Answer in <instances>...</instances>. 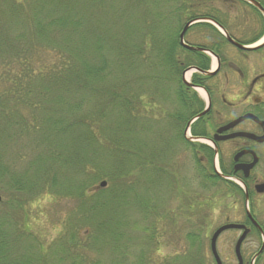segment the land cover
Masks as SVG:
<instances>
[{
    "label": "trees",
    "instance_id": "obj_1",
    "mask_svg": "<svg viewBox=\"0 0 264 264\" xmlns=\"http://www.w3.org/2000/svg\"><path fill=\"white\" fill-rule=\"evenodd\" d=\"M109 1L0 0V83L9 86L0 91V189L12 196L0 204V264H85L77 253L89 243L97 254L93 264H103V253L111 264H145L144 250L131 261V214L137 208L146 221L154 212L149 197L168 181L163 161L155 164L164 157L148 154L132 139L136 121L166 123L168 139H177L172 150L184 145L195 156L202 188L230 193L245 204V192L216 174L215 152L184 140L197 106L182 107V82L167 75L186 22L203 16L225 25L211 6L214 0H178L171 11L161 6L164 0H152L157 6L147 39L126 36L124 46L99 30L98 10ZM40 54L57 61L39 62ZM30 135L31 156L21 166L11 160V148ZM221 171L248 185L232 165ZM102 182L106 189L99 187ZM40 195L72 198L76 205L66 238L47 251L19 218ZM248 195L251 205L254 193ZM81 233L89 238L85 247H79ZM186 241L182 264H204L197 256L200 233L190 232Z\"/></svg>",
    "mask_w": 264,
    "mask_h": 264
},
{
    "label": "rangeland",
    "instance_id": "obj_2",
    "mask_svg": "<svg viewBox=\"0 0 264 264\" xmlns=\"http://www.w3.org/2000/svg\"><path fill=\"white\" fill-rule=\"evenodd\" d=\"M257 1L264 5V0ZM177 3L178 0H164L161 6L165 10L171 11ZM153 6H157L156 1L110 0L107 9L100 8L98 10L99 30L105 31L110 37L114 36L119 45L124 46L128 41L126 36L131 39L134 34V37L139 38L150 27L149 20L156 11ZM211 6L220 12L219 19L237 39L244 41L255 37L259 38L264 33V21L252 8L240 1L214 0ZM143 39H147L145 34ZM201 42L206 43L207 40L201 39ZM141 51L143 50L141 49ZM39 57L40 59L37 61L47 64L57 61L55 55L40 54ZM236 58L238 59V54ZM238 63L247 72L251 70L257 73L264 71V48L260 53L250 54L246 60L238 61ZM122 73L125 76L130 75V71L127 70ZM248 80L245 79L242 82L238 76L231 79L232 90L229 94L231 93V99L236 106L228 111L223 108V119L226 116L229 119H234L245 113L246 106L242 105L240 95ZM221 83L224 84L223 79H221ZM5 89H9V86L0 83V91ZM141 113H146L143 106ZM114 121H116V116H111V123ZM167 128L166 123L156 125L149 121H136L135 132L133 131L132 139L137 142L138 148L148 154H158V156L164 157L160 158L159 162L156 161L155 164L158 166L163 161L160 166L164 168L166 174L163 178L166 177L168 182H162L152 197H149L150 206L154 212L146 221L137 208L132 211L131 220L136 226L132 228L133 233L128 236V239L133 243V260L131 259V261L134 262L140 251L144 250L147 252V254L143 253L145 264H171L177 260V264H182L181 260L189 251L187 235L190 232H199L203 244L201 252L197 256L204 264H215L210 248L211 237L221 226L233 223L245 225L251 230L242 246L241 253L244 264H264V255L259 262H254L255 256L262 247L263 238L252 229L251 225L247 224L243 201L230 193L227 195L219 192V189L216 188L203 189L195 156L184 145L177 146L172 150L173 142L177 139H168L171 134L168 136ZM32 140L33 136L30 135V137L23 138L18 145L13 146L11 160H16L21 166L25 164L31 156ZM197 145L212 147L210 143L206 142L197 143ZM240 147L242 146L237 143H229L220 147V154L214 158L217 171L222 173V166L232 165L233 157ZM255 152L260 157V164L254 170L252 179L246 188L248 192L254 193L249 207L253 211L255 220L264 231V195L255 193V185L264 183V146L256 147ZM226 180L233 182L243 190V186L237 178L226 177ZM3 191L0 189L2 203L9 204L12 196ZM75 210L76 205L72 198L40 195L24 206L23 215L21 217L19 215V218H22L26 225L25 228L47 251L50 245L58 244L66 238L64 236L66 222ZM144 227L148 230L143 231ZM136 228L137 230H135ZM240 236L241 232L229 231L219 238L217 251L223 264H238L235 246ZM88 239L82 233L78 235L79 247H85L89 243ZM89 244L83 251L77 253L84 258L85 264H93L97 260V254L89 248ZM109 258V254L103 253L100 260L103 264H111Z\"/></svg>",
    "mask_w": 264,
    "mask_h": 264
},
{
    "label": "flooded vegetation",
    "instance_id": "obj_3",
    "mask_svg": "<svg viewBox=\"0 0 264 264\" xmlns=\"http://www.w3.org/2000/svg\"><path fill=\"white\" fill-rule=\"evenodd\" d=\"M255 1L264 8L262 2ZM240 2L243 3L242 1ZM243 4L252 8L258 16L259 14L262 16L255 7L245 2ZM201 19L210 18L196 16L192 21L186 22L182 26L181 33L179 34V44L177 49H175L176 52L174 56L169 59L172 66L167 71L169 77L179 78L182 82L180 87V95L184 97V106L182 107H185V105L197 106L189 122L184 126L183 138L193 146H198L197 143H202L199 140H205L207 141L206 143L210 142L216 146L218 155L220 154V147L229 143H237L242 146L234 157L243 150L255 151L256 147L264 146V144L259 145L244 138L223 140V138L235 133H251L261 136L262 129L254 122L247 120L230 131L221 134H219L218 131L233 121L249 114L264 121V71L257 73L251 70L247 72V70L241 68L238 63V61L246 60L250 54L260 53L262 49L256 51H242L230 44L219 29L211 23L198 22L190 24L195 20ZM188 25L190 26L184 36L183 42L186 46L184 47L181 44L180 36L184 28ZM220 26L240 45L251 46L257 42L253 43L258 39L256 37L244 41L239 40L229 31L226 25ZM201 39H206L207 42L202 43ZM187 47L192 49H188ZM237 54L238 59L236 58ZM250 75L252 76L250 77ZM236 76L240 77L242 82L245 79L250 80L244 84L245 88H243L240 95L242 105L246 106V110L243 115L237 118L229 119L226 116V118L223 119V108H226L228 111L236 106L235 102L231 99V93L229 94L232 90L231 79H234ZM221 79L224 80V84L221 83ZM199 91L203 92V96ZM186 94L191 97L186 99ZM166 106H172V104L170 103ZM203 113L205 114L200 117ZM213 150L215 152V149ZM234 157L232 160V171L235 175H241L243 178L241 172L235 173L234 171L236 165L234 163ZM251 161L250 156H245L239 163L248 164ZM253 172L251 173V177L246 180V183L251 181Z\"/></svg>",
    "mask_w": 264,
    "mask_h": 264
},
{
    "label": "water",
    "instance_id": "obj_4",
    "mask_svg": "<svg viewBox=\"0 0 264 264\" xmlns=\"http://www.w3.org/2000/svg\"><path fill=\"white\" fill-rule=\"evenodd\" d=\"M239 1L245 2V3L255 7L264 17V8L259 3H257L255 0H239ZM198 22L211 23L212 25H214L216 28H218L220 30L221 34L227 39V41L230 44H232L233 46H235L236 48H238L242 51H256V50L262 49L264 47V38L261 39L254 46H243V45L236 43L217 22L210 20V19H202V20H196L192 23H198ZM192 23H190V24H192ZM189 26L190 25H188L187 27L184 28V30L180 36L181 44L184 47H186L184 45V42H183L184 36H185V33L187 32ZM187 48L192 49L189 47H187ZM185 83L188 84L187 82H185ZM204 114L205 113H203L200 117H202ZM247 120H250V121L254 122L255 124H257L258 126L261 127V129H262V135L261 136H257L255 134H251V133H235V134H232L228 137L223 138V140L225 141V140L244 138V139L250 140L254 143H257L259 145H263L264 144V121L259 120L256 116L251 115V114L243 116V117L233 121L232 123H230L226 127L219 130L218 133L221 134V133L230 131V130L234 129L235 127H237L238 125H240L241 123H243ZM202 141H205V140H202ZM212 145L215 148V152L218 153L216 146L214 144H212ZM245 156H250L252 161L248 164H240L239 161ZM234 163L236 164L234 167L235 173L241 172L243 174L244 180H248L251 177V173L259 165L260 158L257 155V153H255L253 150H243V151L239 152L234 157ZM216 173L221 178H225L221 172L217 171V169H216ZM241 184L243 186V190L245 191V195H246L245 196L246 197L245 198L246 216L249 219V221L251 222V224L254 226V228L259 232V234L263 238L262 247H261L260 251L258 252V254L254 258V262H255L256 259H258L264 253V231L261 228V226L257 223V221L255 220V218L253 217V215L251 213V210L249 207V195H248L246 185L244 183H241ZM99 187L101 189H105L107 187V183L102 182L99 185ZM255 192L257 195H264V183L256 185L255 186ZM2 201H3L2 196L0 194V204L2 203ZM229 231H240V232H242V234H241L240 238L238 239L236 246H235V255H236V258L238 260V264H244V260H243L242 253H241L242 252V246L250 234V229L247 228V226H245V225L233 224V223H229V224H226L224 226H221L220 228H218L214 232V234L211 237L210 248H211V253L213 255L215 263L216 264H223L219 254H218V251H217V242H218L219 238L221 237V235H223L224 233L229 232Z\"/></svg>",
    "mask_w": 264,
    "mask_h": 264
},
{
    "label": "bare ground",
    "instance_id": "obj_5",
    "mask_svg": "<svg viewBox=\"0 0 264 264\" xmlns=\"http://www.w3.org/2000/svg\"><path fill=\"white\" fill-rule=\"evenodd\" d=\"M188 79V78H187ZM199 92H201V94L203 95V92L202 91H199Z\"/></svg>",
    "mask_w": 264,
    "mask_h": 264
}]
</instances>
